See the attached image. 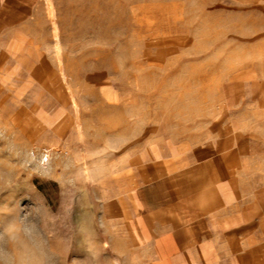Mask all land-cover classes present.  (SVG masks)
<instances>
[{
	"label": "rangeland",
	"instance_id": "1",
	"mask_svg": "<svg viewBox=\"0 0 264 264\" xmlns=\"http://www.w3.org/2000/svg\"><path fill=\"white\" fill-rule=\"evenodd\" d=\"M242 11L48 0L53 61L0 80V264H145L129 227L144 161L225 146L242 122L243 77L264 57V18Z\"/></svg>",
	"mask_w": 264,
	"mask_h": 264
},
{
	"label": "crops",
	"instance_id": "2",
	"mask_svg": "<svg viewBox=\"0 0 264 264\" xmlns=\"http://www.w3.org/2000/svg\"><path fill=\"white\" fill-rule=\"evenodd\" d=\"M230 2L264 18V0ZM47 14L48 0H0L3 84L36 79L35 64L53 61L44 58ZM258 45L262 55L264 39ZM259 63L243 77L244 116L225 146L218 136L144 161L129 227L145 264H264V57Z\"/></svg>",
	"mask_w": 264,
	"mask_h": 264
}]
</instances>
